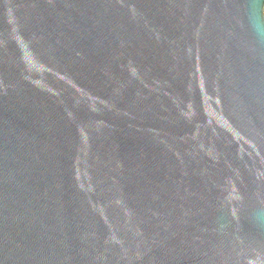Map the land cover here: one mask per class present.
I'll list each match as a JSON object with an SVG mask.
<instances>
[{"label": "water", "instance_id": "obj_1", "mask_svg": "<svg viewBox=\"0 0 264 264\" xmlns=\"http://www.w3.org/2000/svg\"><path fill=\"white\" fill-rule=\"evenodd\" d=\"M0 264H264V0H0Z\"/></svg>", "mask_w": 264, "mask_h": 264}]
</instances>
